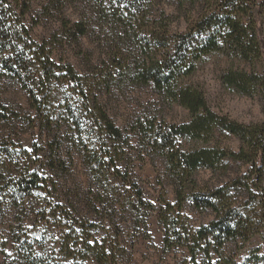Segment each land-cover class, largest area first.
<instances>
[{
	"label": "trees",
	"instance_id": "trees-1",
	"mask_svg": "<svg viewBox=\"0 0 264 264\" xmlns=\"http://www.w3.org/2000/svg\"><path fill=\"white\" fill-rule=\"evenodd\" d=\"M165 2L175 3L185 30L172 28ZM30 6L0 0V84L21 88L28 103L23 111L0 97V253L11 264H121L124 232L145 233L153 212L162 247L185 250L181 264H236L225 257L228 244L256 235L264 241V117L245 124L217 114L198 87L183 82L208 54L248 64L220 79L232 93L259 96L264 114V0H49L42 10L60 16L59 28L38 42L26 22ZM83 37L93 47L78 68L52 57L55 46L64 50L65 41L78 45ZM143 86L186 109L188 120L144 115L128 129L116 125L102 95ZM19 129L39 136L25 147ZM219 133L239 147L218 143ZM131 134L140 159L162 161L173 201L163 189L158 205L145 198L129 172ZM192 141L204 145L187 147ZM74 155L89 175L88 191L68 196L59 177ZM229 161L249 171L217 187L198 184L197 170L225 171ZM186 207L213 218L191 224ZM248 256L264 260L258 249Z\"/></svg>",
	"mask_w": 264,
	"mask_h": 264
},
{
	"label": "rangeland",
	"instance_id": "rangeland-1",
	"mask_svg": "<svg viewBox=\"0 0 264 264\" xmlns=\"http://www.w3.org/2000/svg\"><path fill=\"white\" fill-rule=\"evenodd\" d=\"M49 0H31V6L27 12L26 22L31 28V36L35 41H50L53 34L58 31L60 16L57 14L46 15L42 10V6ZM167 14L173 17L172 28L177 31H183L186 28L185 20L178 16L175 3H163L161 5ZM70 9L67 10L69 12ZM177 17V18H176ZM66 42L64 50L59 46H55L52 57L56 60L64 58L71 61L76 68L80 66L81 53L86 49H91L93 44L83 37L79 39V44ZM55 45V44H54ZM238 66L250 69V65H246L236 60H230L222 54H208L202 58L196 65V71L185 78V84H191L198 87L207 100V104L212 111L217 114L226 115L230 119L248 124L249 122H261L264 114L262 111V102L259 96H242L235 92H230L221 82V73ZM258 72L262 73L263 67L256 64ZM0 97L5 103L20 107L23 111L28 108L26 95L21 88L14 85L0 84ZM108 114L114 120L116 125L121 128L129 127L130 123L139 116H154L158 120L164 119L168 123L185 122L189 118V113L180 105L170 104L158 95L152 86L127 87L124 89L114 88L108 93H104L101 97ZM22 142L26 147H30L38 138L37 133L30 130L22 132ZM218 143L227 146L232 150L239 147L237 138L227 133L217 134ZM131 163L129 165L131 174L143 189L145 198L151 200L157 205L161 191L164 190L165 197L169 201H173V187L169 184L168 176L164 173V166L161 160L157 159L151 162L148 156L144 160L140 159L137 152L136 137L131 134L130 139ZM190 146H203L201 142H190ZM214 144V143H212ZM66 173L59 177L62 184V190L65 195L76 196L87 193L88 176L87 170L83 167L81 160L74 155L71 161L65 165ZM248 164L239 161H229L228 169L225 171H211L208 168L199 169L195 173L196 180L201 186L217 187L222 183L230 181L235 176L249 171ZM163 189V190H162ZM185 215L189 218L191 224H206L213 218L209 210L199 212L195 209L186 207ZM126 244L128 248L127 254L121 258V264H181L185 256V250L181 247L166 250L162 247L163 228L158 222L156 212L149 216L147 223V231L144 233L142 229L133 231H125ZM100 237L101 234L97 233ZM252 249H258V254L264 258V241L260 236L256 235L250 241L237 244H228L225 248V257L235 260L236 264H264V260L254 261L248 255ZM11 247L8 246L6 251L11 254ZM215 258V257H214ZM12 257L5 258L0 253V264H11ZM84 264H97L94 259L89 258Z\"/></svg>",
	"mask_w": 264,
	"mask_h": 264
}]
</instances>
